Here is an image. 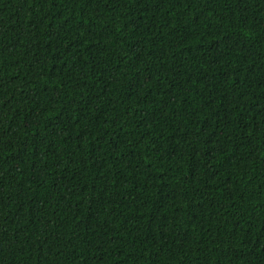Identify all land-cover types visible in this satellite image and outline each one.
<instances>
[{
	"label": "trees",
	"instance_id": "1",
	"mask_svg": "<svg viewBox=\"0 0 264 264\" xmlns=\"http://www.w3.org/2000/svg\"><path fill=\"white\" fill-rule=\"evenodd\" d=\"M0 264H264V0H0Z\"/></svg>",
	"mask_w": 264,
	"mask_h": 264
}]
</instances>
